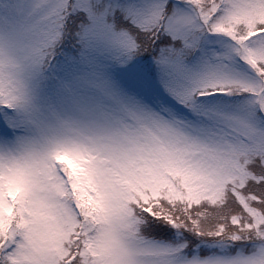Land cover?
Returning <instances> with one entry per match:
<instances>
[{
	"label": "snow or ice",
	"instance_id": "snow-or-ice-1",
	"mask_svg": "<svg viewBox=\"0 0 264 264\" xmlns=\"http://www.w3.org/2000/svg\"><path fill=\"white\" fill-rule=\"evenodd\" d=\"M0 264H264V0H0Z\"/></svg>",
	"mask_w": 264,
	"mask_h": 264
}]
</instances>
